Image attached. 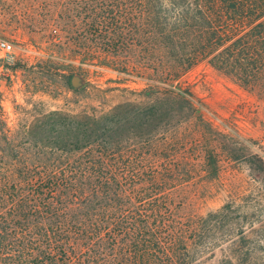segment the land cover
Instances as JSON below:
<instances>
[{"label": "trees", "instance_id": "obj_1", "mask_svg": "<svg viewBox=\"0 0 264 264\" xmlns=\"http://www.w3.org/2000/svg\"><path fill=\"white\" fill-rule=\"evenodd\" d=\"M87 3L88 61L143 88L27 129L33 155L8 172L0 163V264H194L211 218L232 206L189 216L178 190L200 172L214 179L222 157L253 158L263 180L264 160L227 147L182 77L205 63L264 100V0ZM77 77L65 76L68 87ZM230 243L225 264H264V250Z\"/></svg>", "mask_w": 264, "mask_h": 264}, {"label": "rangeland", "instance_id": "obj_2", "mask_svg": "<svg viewBox=\"0 0 264 264\" xmlns=\"http://www.w3.org/2000/svg\"><path fill=\"white\" fill-rule=\"evenodd\" d=\"M88 16L87 0H0V37L14 46L15 53L0 77L2 172H8L9 160L33 155L25 151L33 142L26 132L42 116L99 111L121 100L117 89L143 88L134 77L88 61ZM72 72L81 80L70 88L65 76ZM182 82L204 104V116L216 132L228 136L227 147L264 160L261 97L205 63L190 69ZM252 159L222 157L214 179L206 180L200 172L199 178L178 190L182 212L189 216L206 218L228 203L232 206L228 218H211L194 264H225L231 241H240L251 253L257 250L258 257L262 254L264 179L253 169Z\"/></svg>", "mask_w": 264, "mask_h": 264}, {"label": "built area", "instance_id": "obj_3", "mask_svg": "<svg viewBox=\"0 0 264 264\" xmlns=\"http://www.w3.org/2000/svg\"><path fill=\"white\" fill-rule=\"evenodd\" d=\"M15 59L14 46L0 37V77L4 65L12 63Z\"/></svg>", "mask_w": 264, "mask_h": 264}]
</instances>
